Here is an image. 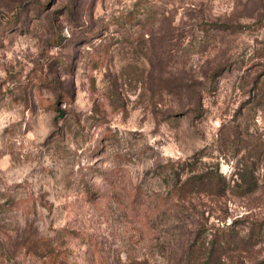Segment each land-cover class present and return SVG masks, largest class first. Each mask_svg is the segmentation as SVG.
Here are the masks:
<instances>
[{
    "label": "rangeland",
    "instance_id": "obj_1",
    "mask_svg": "<svg viewBox=\"0 0 264 264\" xmlns=\"http://www.w3.org/2000/svg\"><path fill=\"white\" fill-rule=\"evenodd\" d=\"M263 260L264 0H0V264Z\"/></svg>",
    "mask_w": 264,
    "mask_h": 264
},
{
    "label": "trees",
    "instance_id": "obj_2",
    "mask_svg": "<svg viewBox=\"0 0 264 264\" xmlns=\"http://www.w3.org/2000/svg\"><path fill=\"white\" fill-rule=\"evenodd\" d=\"M187 181L191 182L190 184L186 183L187 185H191L195 187L197 185V187L199 188L211 186L210 188L215 189L216 191L224 190L225 188L224 177L221 174H219L216 169L214 172L206 171V172H201L200 174H193V176L188 177V179H186L185 182ZM182 188L180 187L178 189V192H180ZM258 264H264V260L260 261Z\"/></svg>",
    "mask_w": 264,
    "mask_h": 264
}]
</instances>
